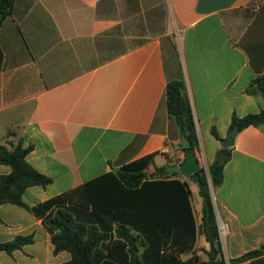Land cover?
I'll use <instances>...</instances> for the list:
<instances>
[{
	"label": "crops",
	"instance_id": "1",
	"mask_svg": "<svg viewBox=\"0 0 264 264\" xmlns=\"http://www.w3.org/2000/svg\"><path fill=\"white\" fill-rule=\"evenodd\" d=\"M0 47V146L32 145L27 161L52 179L25 191L28 207L150 154L148 177L183 162L184 135L166 105L170 81L185 83L194 154L207 174L232 116L264 109L261 96L246 92L264 72V0H16L12 14L1 17ZM10 172L0 164V175ZM178 177L191 190L193 252L204 262L210 245L199 231L203 201L193 180ZM212 189L228 264L264 245V127L237 134L223 183ZM19 236L33 242L0 251V264L70 260L66 251L54 253L42 219L2 205L0 243Z\"/></svg>",
	"mask_w": 264,
	"mask_h": 264
},
{
	"label": "trees",
	"instance_id": "2",
	"mask_svg": "<svg viewBox=\"0 0 264 264\" xmlns=\"http://www.w3.org/2000/svg\"><path fill=\"white\" fill-rule=\"evenodd\" d=\"M16 0H0V12L11 15ZM3 52L0 47V72ZM250 95L264 99V72L246 88ZM166 105L169 116L188 138L195 153L198 136L195 118L183 80L167 84ZM264 127V109L242 118L233 115L230 130L239 132L250 127ZM213 136L221 140L215 128ZM33 146L23 143L9 149L0 146V164L11 172L0 175V207L14 204L28 209L42 219L54 246V253L68 252L70 260L63 264H227L211 193L224 180V168L231 159V150L221 148L209 166L190 177L203 201L200 233L210 248L201 262L194 245L198 227L191 206V190L187 181L165 168L148 177L146 169L156 154L147 155L85 184L82 188L61 194L28 207L25 191L34 186L46 187L52 179L27 161ZM80 192V195H79ZM33 242L32 236H19L0 243V251L12 253ZM194 253L188 260L181 255ZM229 264H264V245L251 250Z\"/></svg>",
	"mask_w": 264,
	"mask_h": 264
},
{
	"label": "water",
	"instance_id": "3",
	"mask_svg": "<svg viewBox=\"0 0 264 264\" xmlns=\"http://www.w3.org/2000/svg\"><path fill=\"white\" fill-rule=\"evenodd\" d=\"M3 16V13L0 12V20ZM239 133L238 129H232L228 133L227 137L221 141L223 149L232 148L234 145V138ZM181 147L183 149H189L191 147V143L186 136H183L181 139ZM201 169V166L195 156L191 151H186V157L183 162L177 165H173L167 168L169 173L177 174L180 177H188L190 178L195 173H197Z\"/></svg>",
	"mask_w": 264,
	"mask_h": 264
},
{
	"label": "built area",
	"instance_id": "4",
	"mask_svg": "<svg viewBox=\"0 0 264 264\" xmlns=\"http://www.w3.org/2000/svg\"><path fill=\"white\" fill-rule=\"evenodd\" d=\"M218 224L220 225V227H219L220 228V234H222L224 236V234H225L224 224L220 220H219Z\"/></svg>",
	"mask_w": 264,
	"mask_h": 264
},
{
	"label": "rangeland",
	"instance_id": "5",
	"mask_svg": "<svg viewBox=\"0 0 264 264\" xmlns=\"http://www.w3.org/2000/svg\"><path fill=\"white\" fill-rule=\"evenodd\" d=\"M208 171V170H207ZM213 187H211V191H212V194H213ZM194 191L197 192V187L195 186L194 187ZM217 214V213H216ZM220 218H219V215L217 214V221L219 222ZM221 221V220H220ZM222 239H224V236L222 237ZM202 256H205V258H207V256L203 253ZM229 264V263H228Z\"/></svg>",
	"mask_w": 264,
	"mask_h": 264
}]
</instances>
